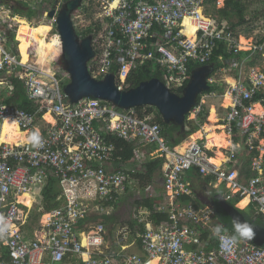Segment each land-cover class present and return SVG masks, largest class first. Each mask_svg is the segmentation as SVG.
<instances>
[{
  "label": "built area",
  "instance_id": "1",
  "mask_svg": "<svg viewBox=\"0 0 264 264\" xmlns=\"http://www.w3.org/2000/svg\"><path fill=\"white\" fill-rule=\"evenodd\" d=\"M34 1H54L45 19L56 31L61 54L51 64L39 63L32 46L24 64L19 42L17 51L9 49L10 31L0 29V135L11 119L27 139L20 145L0 142V248L9 254L0 264H67L74 259L75 264H264V246L247 240L235 246L222 242L212 234L218 224L225 229L216 209L186 201L197 199L189 182L193 171L228 202L249 197L256 216H264V17L248 39L229 21L207 16V0H82L75 11L92 17L90 27L76 31L81 40L92 38L90 74L97 80L113 76L120 90L132 89L145 71L158 75L171 92L181 93L193 67L212 65L218 54L221 67L208 77L209 91L189 120L215 108L214 132L223 133L229 144L221 149L226 160L218 165L213 161L218 148L208 147L206 133L182 150L170 145L163 126L139 108L121 109L91 97L72 103L65 92L71 74L57 24V13L69 0ZM52 10L56 14L51 18ZM187 18L196 26L186 24ZM4 20L0 15V26ZM190 26L195 30L191 36ZM84 32L88 35L82 38ZM16 83L31 110L16 102ZM115 139L133 146L132 159H123ZM150 147L155 149L150 156L164 159L162 200L151 210L139 209L136 220L145 231L138 229L136 239L142 254H131L126 246L129 228L115 234L120 249H114L110 238L115 235L104 217L129 190L132 172L150 158L145 153ZM50 178L58 181L61 204L44 213L41 230L34 229L31 237L26 211L37 204L38 192L42 194ZM28 191L34 195L32 208L20 200ZM157 194L151 198H160ZM153 215L168 219L154 225Z\"/></svg>",
  "mask_w": 264,
  "mask_h": 264
},
{
  "label": "water",
  "instance_id": "2",
  "mask_svg": "<svg viewBox=\"0 0 264 264\" xmlns=\"http://www.w3.org/2000/svg\"><path fill=\"white\" fill-rule=\"evenodd\" d=\"M82 5V0L67 1L61 11L57 13L58 31L60 33L63 59L67 70L71 74V83L65 92L72 103H78L84 98L107 100L121 109L156 108L168 126L184 127L187 117L198 105L199 97L209 91L208 77L213 72V65L198 67L192 71L191 78L181 95L171 92L158 78L142 82L130 90H120L115 84V78L108 76L104 80L92 77L88 63L94 58L92 38L80 39L76 33L72 16ZM55 11L49 17L55 16ZM204 205L215 208L222 218L225 227L234 232V220L247 223L253 230V236L246 239L252 244L264 246V227L246 216L237 207L232 206L222 195L204 200L197 195Z\"/></svg>",
  "mask_w": 264,
  "mask_h": 264
},
{
  "label": "rangeland",
  "instance_id": "3",
  "mask_svg": "<svg viewBox=\"0 0 264 264\" xmlns=\"http://www.w3.org/2000/svg\"><path fill=\"white\" fill-rule=\"evenodd\" d=\"M3 1L4 0L0 2V15L3 17V19H5L4 21H7V23L6 24L3 23L0 26V29L3 30L5 33L7 32V34L10 31L9 34L15 35L14 39L13 38L11 39L8 37L7 45L9 46V49L13 51H17L18 48L16 47V42L18 40L20 54H23V56L25 58L27 57V59L30 58L29 49L32 46L36 48L37 57L35 58V61L43 62L46 59V63L49 64L52 61V59H55L60 56L61 52L57 50V48L55 47L52 49V52L48 54L52 41L53 42L55 41L56 43V40H55L56 31L52 30L50 34L48 33V28L46 25L47 23L49 24L50 21L48 19H45V17L47 16L45 11L51 5H53L54 1H44L43 3L44 4L46 3V5H41V4L37 5L34 0H26L32 10L41 12L43 14L42 17L40 15H35V16L33 15L34 18L31 20L25 17L14 15L8 2L6 1L7 3H3ZM15 1H18V0H15ZM242 6H243L242 9H243L244 17H241L237 13V11L231 10L230 15L227 17L229 18V20L227 21H229V24L235 27L236 31L239 34L244 36L243 38L251 39L252 34H253L252 30L254 26H256L258 21H260V19L264 17V0H243ZM222 9H223V5L220 6V4H217V3L216 5L213 3H209L206 14L207 16L220 21L225 17L224 15L220 13V10ZM78 16H82V17L78 18ZM18 18H24L29 23L28 25L31 24L32 26H35V27H30L28 25L24 26V25L19 24L17 22L18 20H16ZM73 18H74L75 24L77 25L76 31L78 34H81V29L84 25H87V27H90V24L92 22V17H90L89 15H83L82 11L75 13V15H73ZM34 28L36 30H33ZM18 30L20 31L19 37H18V34H16V32L19 33ZM16 36H17V40H16ZM41 40L46 45L42 47L43 56H40L41 54H39V50H38V48L40 47L38 42ZM45 54H48L47 57H44ZM211 109L212 108H210V110ZM206 110H208L207 107H206ZM140 111L142 113H148L151 119L154 120L155 122H157V119L160 115L156 108L151 109V112H148L147 108H141ZM47 116L48 115H46V119L49 118ZM194 117H195L194 113L191 112L189 116L187 117V119L193 120ZM207 118L209 117H206L205 122H204V119H199V118L194 120L195 125L201 126L200 129L194 132L195 134L193 133L187 140H185L182 144H180V146H183V144L187 146L188 145L187 142H191V141H194L196 139L203 137L205 133V128L204 130H202V128L204 126L207 127L208 125ZM199 132H202V133L199 134ZM194 135L198 138L192 139ZM154 151L155 149L153 147L146 149L145 153L146 155L150 157V158H147L146 161H149L150 159L153 158L152 156H150V154L154 153ZM162 189H163V177H162V174H160V172H157L154 175L152 183H147L145 185L141 184V181L139 179L132 178V181L130 183V187L127 193L122 197L118 205L114 207L113 209H109V212H107L108 214H106V217L108 219H105V226L108 229L110 235L114 236L115 234H117V232L129 228L130 230L129 237L131 236V238L133 239L135 234H134V230L130 228V225L136 220V216L139 217L138 216L139 209H141V207L138 208L136 206V201L140 200L141 198L144 199L145 197L151 198L152 194L155 195L156 193L161 192ZM202 189L203 188H200L197 191L199 196L201 194ZM213 195L215 196L216 193L214 192ZM36 200H37V204H34V207L30 211L28 210L26 211L28 214L27 225H30L31 229L33 230L35 229L37 231H40L41 221L45 220L44 213L47 212L46 211L47 203L44 202L41 191L38 192V197H36ZM246 214L248 215V212ZM219 218L222 220L220 216ZM115 237L116 235L111 238V242L113 241Z\"/></svg>",
  "mask_w": 264,
  "mask_h": 264
},
{
  "label": "trees",
  "instance_id": "4",
  "mask_svg": "<svg viewBox=\"0 0 264 264\" xmlns=\"http://www.w3.org/2000/svg\"><path fill=\"white\" fill-rule=\"evenodd\" d=\"M10 5V8L12 9L14 15L20 16V17H25L28 18L29 20L33 19L35 15H40V12L34 11L31 9L30 5L26 0H4L3 3H7ZM217 0H207V2L210 3H215ZM243 0H227L226 1V6L224 9L220 10V13L224 15L225 17H228L230 15L229 8L235 11L241 16H243V6H242ZM34 15V16H33ZM224 17V18H225ZM18 21H22L25 23V25H28V22L24 18H18L16 19ZM223 20V19H222ZM88 35L87 32L82 33V38L86 37ZM9 38L14 39L13 34L8 35ZM218 55V54H217ZM216 55V58L214 59V62L212 63L215 65V70L219 69L221 67V64L218 62V57ZM198 68V66H194L192 71L194 69ZM153 78H158L160 77L156 74H151L149 72L141 71L137 77L135 78L132 87L135 88L139 86L142 82L149 81ZM16 87L18 89L17 93V99L16 102L19 104V106L25 110H31L29 102H27L25 95H24V90L20 84L16 83ZM180 94V93H179ZM139 108L138 110H140ZM151 109L153 108H148V112H151ZM204 116L200 117V119H204V122L206 120V117H208V113L205 112L203 114ZM157 122H159L163 126L164 130V138L169 141L170 145L172 146H178L185 140H187L194 132L198 131L200 129V125H195L194 121H189L187 119L186 125L184 127H175V126H168L163 122V119L159 115ZM202 132H199L201 134ZM116 145L118 150H122L123 152L120 153L123 156V159L125 161L130 160L133 158V146L129 145L123 140L120 139H115ZM164 159L162 157L158 158H152L149 161H146L141 167H139L137 170L132 172V178L133 179H139L141 181V184L145 185L147 183H152L154 175L157 172H160L162 174V165H163ZM193 188V186H192ZM60 189L58 186V181L55 178H50L47 186L42 192V197L44 202L47 203L46 206V211L49 212L52 209L58 207L61 203L57 201L58 197L60 196ZM121 200V199H120ZM160 201V198H150V197H145L144 199L141 198L140 200L136 201V206L138 208H148L152 209L156 203ZM186 201L192 202L194 205L199 204L197 199H191V198H186ZM241 201V199H232L229 201V203L236 207V205ZM109 204V203H106ZM108 206V205H106ZM117 205H115L116 207ZM217 211V210H216ZM247 218L249 221H254L255 224L260 225L264 227V216H258L256 220H254V217L248 216L245 211L240 210ZM218 213V212H217ZM219 215V214H218ZM105 219H108L106 216L104 217ZM166 215H153L152 220L154 225L160 224L162 221L167 220ZM138 226V223L136 220L130 225V228L132 230H135V228ZM141 231H145L144 225H139ZM226 230L231 231L229 227H225ZM232 232V231H231ZM3 260H9V254L5 248H0V263Z\"/></svg>",
  "mask_w": 264,
  "mask_h": 264
},
{
  "label": "bare ground",
  "instance_id": "5",
  "mask_svg": "<svg viewBox=\"0 0 264 264\" xmlns=\"http://www.w3.org/2000/svg\"><path fill=\"white\" fill-rule=\"evenodd\" d=\"M19 24H21V25H24L25 26V23H23L22 21L21 22H19V21H17ZM185 23L186 24H188V25H191V26H196V22L194 21V20H192V19H189V18H187V19H185ZM47 28H48V33L50 34V32L52 31V26L50 25V24H48L47 23ZM189 27V29H188V32H187V34L189 35V36H191V35H193L194 34V32H195V30L192 28V27ZM33 30H36L35 28L33 29ZM20 33V32H19ZM55 40H56V43H55V41L53 42L52 41V44H51V46H50V48H49V52H48V54L50 53V52H52V49L55 47H57L58 46V40L55 38ZM39 43V48H38V50H39V54H41L40 56H43V53H42V47H44V42H42V40L41 41H39L38 42ZM46 46V45H45ZM46 50V49H45ZM48 54H45L44 55V57H47V55ZM21 58H22V62L24 63V64H28L29 63V61H30V59L28 58H25L24 56H23V54H21ZM45 61H46V59H45ZM40 63V62H39ZM227 103H229V101L227 100ZM47 117H49V115L47 116ZM216 111H214V110H212L211 112H210V116H209V124L207 125V127L205 128V133H209V136H208V138H207V140H208V147L209 148H214V147H217L218 149H223V148H226V147H228L229 146V144H228V142H227V140H226V137H225V135L223 134V133H221V134H216L215 132H214V125H215V122H216ZM48 120V119H47ZM48 121H52L51 119H49ZM19 130V128H18V126L15 124V122H13L11 119H8V120H6V122H5V124H4V127H3V130H2V133H1V135H0V142L1 143H3V142H6V143H9V144H16V145H20L23 141H27V139H26V136L24 135V134H22L23 135V141H21V138L19 137V140H16V139H13L12 138V135L16 132V131H18ZM21 133V132H20ZM195 138H197L195 135L192 137V139H195ZM187 146L186 145H184V146H182V150L183 149H185ZM226 159H225V157H224V155L223 154H221V153H219L218 155H217V158H215L213 161L215 162V163H217L218 165H220L223 161H225ZM43 196V195H42ZM20 200H21V198H20ZM21 201H23L26 205H27V207H32V205H33V202H34V199L28 194V193H25L24 195H23V197H22V200ZM250 202V198L249 197H246L245 199H243L242 200V202L239 204V206L240 207H244L246 204H248ZM46 218V217H45ZM152 264H154V263H152Z\"/></svg>",
  "mask_w": 264,
  "mask_h": 264
},
{
  "label": "crops",
  "instance_id": "6",
  "mask_svg": "<svg viewBox=\"0 0 264 264\" xmlns=\"http://www.w3.org/2000/svg\"><path fill=\"white\" fill-rule=\"evenodd\" d=\"M209 3L210 2H207V6H206V11H207V7L209 6ZM216 3H217V1L214 3L215 5H216ZM218 4V3H217ZM220 6L221 5H223V9L225 8V6H226V0H220ZM229 10H232L231 8H229ZM223 19H225V20H229V18H227V17H225V18H223ZM27 21V20H26ZM231 21H233V20H231ZM29 24V23H28ZM28 26H30V27H35V26H32L31 24L30 25H28ZM20 28H22V27H20ZM18 32H20L19 30H18ZM18 34V37H19V34L20 33H17ZM16 39H17V36H16ZM18 41V40H17ZM247 41L246 40H243L242 39V43H246ZM27 58V57H26ZM30 59V58H29ZM41 63V62H40ZM212 110H214V111H216L215 110V108L214 107H212V109L210 110V112L212 111ZM210 112H209V114H210ZM49 119H51L50 118V115H49V118H48V120ZM208 122V124H209V118H208V120H207ZM216 122H217V118H216ZM215 122V123H216ZM207 125V124H206ZM204 128H206L205 126L202 128V130H204ZM215 129H217V127H216V125H214V130ZM195 134V133H194ZM205 134V133H204ZM207 134V138H208V136H209V133H206ZM19 137L21 138V141H23V135H22V133H20V131H16L13 135H12V138L13 139H16V140H19ZM198 138V137H197ZM227 140V139H226ZM208 141V140H207ZM190 142H187V144H189ZM209 143V142H208ZM185 144H183V146H184ZM208 145V144H207ZM188 146V145H187ZM219 153H221L222 154V152H221V149H218L217 150V155L219 154ZM217 157V156H216ZM215 157V158H216ZM225 157V156H224ZM214 158V159H215ZM226 159V158H225ZM189 182L192 184V186H193V190L195 191V193L198 195V193H197V191H198V189H200V188H203L202 189V191L204 192V194L205 193H207V195H204L206 198L204 199V200H207V199H209L210 197L211 198H213V197H215L216 195H218V194H220L219 193V191H217V190H214L213 188H211L210 187V185H209V180H206V179H204V178H202V177H200L199 175H197L195 172H191L190 174H189ZM216 193V195L214 196L213 195V193ZM26 193H28L29 195H31L32 197H33V199H34V195L30 192V191H28V192H26ZM162 194H163V189L161 190V192H159L158 194H157V196L158 197H160V200H162ZM24 195V194H23ZM201 196L203 195V194H200ZM221 195V194H220ZM23 197V196H22ZM22 197H21V200H22ZM243 199H245V198H243ZM243 199H241V201L236 205V207H237V209H239V210H242V211H245V213H247L248 212V215H250L251 217H254V220H256V218H257V216H256V214H255V210H254V208H253V206L251 205V201L248 203V204H246L244 207H240L239 206V204L242 202V200ZM197 200H198V198H197ZM35 201V200H34ZM198 202L200 203V204H203V203H201L199 200H198ZM33 204H34V202H33ZM204 205V204H203ZM32 207H33V205H32ZM31 207V208H32ZM28 208H30V207H28ZM145 209H148V208H145ZM153 209V208H152ZM149 210H151V209H149ZM150 219L152 220V217H150ZM28 222V221H27ZM136 222L138 223V226L135 228V230H134V234H135V236H134V238L132 239L131 238V236L128 238V241L126 242V246H128V248H127V252L128 253H131V254H142V251H141V248H140V244H139V241L136 239V231L138 230V229H140V227H139V222H138V220H136ZM152 222H153V220H152ZM223 222V221H222ZM141 225H144V224H141ZM139 227V228H138ZM28 231H29V233H30V236L32 237L33 236V229H31V226L30 225H26V227H25ZM28 233V234H29ZM112 238V237H111ZM111 238H110V241H111ZM115 240H116V238H114L113 239V241H112V243H113V248L114 249H120V247H119V245H117V243H114L115 242ZM87 258V256H85V259ZM79 260V259H78ZM75 262H76V259H74V261H72V263H67V264H75ZM80 262V261H79ZM79 264H81V263H79Z\"/></svg>",
  "mask_w": 264,
  "mask_h": 264
},
{
  "label": "clouds",
  "instance_id": "7",
  "mask_svg": "<svg viewBox=\"0 0 264 264\" xmlns=\"http://www.w3.org/2000/svg\"><path fill=\"white\" fill-rule=\"evenodd\" d=\"M213 67L215 70V65H213ZM182 92L180 94L179 93H176V94L181 95ZM200 98H201V96L199 97V101H200ZM199 101H198V103H199ZM143 108H146V107H143ZM148 108H151V107H148ZM38 136H39V133H36L32 136L31 139L33 141H35V140H37ZM233 227H234V232H233V234L229 235L225 232L226 229H224V226L218 224L212 229V234H213V236L220 238V240L222 242L224 240H228L233 246L237 245L240 241L250 239L253 236V230H252L251 226L248 225L247 223L241 222L240 220L237 219V220H234Z\"/></svg>",
  "mask_w": 264,
  "mask_h": 264
},
{
  "label": "flooded vegetation",
  "instance_id": "8",
  "mask_svg": "<svg viewBox=\"0 0 264 264\" xmlns=\"http://www.w3.org/2000/svg\"><path fill=\"white\" fill-rule=\"evenodd\" d=\"M201 194H203V195H202V196L200 195V196L203 197V198L205 199L206 197H205L204 195H207V193L204 194V192L201 191Z\"/></svg>",
  "mask_w": 264,
  "mask_h": 264
}]
</instances>
